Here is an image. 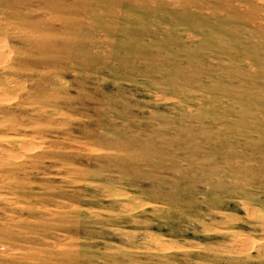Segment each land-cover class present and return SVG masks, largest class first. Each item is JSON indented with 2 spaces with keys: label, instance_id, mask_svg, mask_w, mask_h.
I'll return each instance as SVG.
<instances>
[{
  "label": "rangeland",
  "instance_id": "rangeland-1",
  "mask_svg": "<svg viewBox=\"0 0 264 264\" xmlns=\"http://www.w3.org/2000/svg\"><path fill=\"white\" fill-rule=\"evenodd\" d=\"M0 264H264V0H0Z\"/></svg>",
  "mask_w": 264,
  "mask_h": 264
}]
</instances>
